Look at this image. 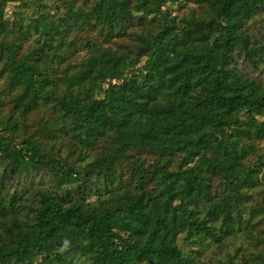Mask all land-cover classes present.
Listing matches in <instances>:
<instances>
[{
  "label": "trees",
  "instance_id": "trees-1",
  "mask_svg": "<svg viewBox=\"0 0 264 264\" xmlns=\"http://www.w3.org/2000/svg\"><path fill=\"white\" fill-rule=\"evenodd\" d=\"M0 264H264V0H0Z\"/></svg>",
  "mask_w": 264,
  "mask_h": 264
},
{
  "label": "rangeland",
  "instance_id": "rangeland-1",
  "mask_svg": "<svg viewBox=\"0 0 264 264\" xmlns=\"http://www.w3.org/2000/svg\"><path fill=\"white\" fill-rule=\"evenodd\" d=\"M176 10V9H175ZM174 15H176V11H174L173 13ZM65 92L67 93H72V94H81V95H87L91 93V84L90 83H84V84H79V83H68L65 89ZM7 135L5 134V137ZM180 243L182 244V246H184L183 250L186 252L190 251V245H188L187 242L183 241V237L180 238ZM255 241H250L248 238H246L245 236H241L238 238H235L233 241H230L228 244H226L224 247H219L217 248L215 251H210V253L208 254L207 261H217L219 260H223L226 261L228 259L227 255L228 254H232L235 255L237 250H239L240 248L242 249H249L252 252H258V249L255 246ZM40 260L37 261V263H39Z\"/></svg>",
  "mask_w": 264,
  "mask_h": 264
},
{
  "label": "clouds",
  "instance_id": "clouds-1",
  "mask_svg": "<svg viewBox=\"0 0 264 264\" xmlns=\"http://www.w3.org/2000/svg\"><path fill=\"white\" fill-rule=\"evenodd\" d=\"M68 246V244H67V241H65V243H64V245H63V247L61 248V251H63L64 250V248H66Z\"/></svg>",
  "mask_w": 264,
  "mask_h": 264
}]
</instances>
